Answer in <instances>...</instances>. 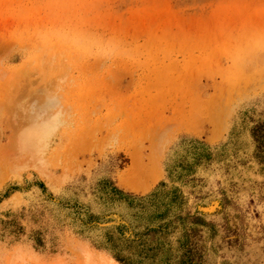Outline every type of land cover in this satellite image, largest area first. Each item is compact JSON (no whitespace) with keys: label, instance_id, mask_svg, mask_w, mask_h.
<instances>
[{"label":"rangeland","instance_id":"1","mask_svg":"<svg viewBox=\"0 0 264 264\" xmlns=\"http://www.w3.org/2000/svg\"><path fill=\"white\" fill-rule=\"evenodd\" d=\"M262 121L264 0H0V264H264Z\"/></svg>","mask_w":264,"mask_h":264},{"label":"trees","instance_id":"2","mask_svg":"<svg viewBox=\"0 0 264 264\" xmlns=\"http://www.w3.org/2000/svg\"><path fill=\"white\" fill-rule=\"evenodd\" d=\"M252 136L255 139L256 144H257L256 145V147H257L256 155L260 160L263 161L264 160V121L257 123L253 127ZM164 185H165L164 181L160 182V186H164ZM42 187L47 190V188L44 186L43 183H42ZM112 193L117 194L121 198H123V195L127 194L122 189L117 187L115 184H113ZM160 193H161L160 191L158 192L157 190H155L154 192H152L151 194H148L147 196L148 197L158 196ZM4 196L7 197L8 194L6 193ZM1 202H2V198H0V203ZM164 214H165V212L162 211L159 213H154L151 217H152V219H156L160 216L163 217ZM94 221H98V215L94 214V213H90L88 218H87V222H94ZM5 223L8 225H12L14 228H16V229H14V231H16V230L21 231L23 229V226L21 225V223L18 222V219L15 215H12V217L9 220L5 221ZM162 228H166L163 225V223L159 224L158 228L148 227L145 235H152V233L156 234V232L162 230ZM187 235H189V234H187ZM35 240L39 246L43 245L44 241H43L41 232H36ZM152 240L154 241L156 239L153 237ZM108 242L111 244L112 249H116L119 246V244L116 241H114L112 235L109 236ZM143 244L140 243L139 246H142ZM187 244L188 243L183 244V246L184 245L186 246V249L184 250V253L182 254V259H181L180 263H184L186 259L192 260V257L194 256V254L198 253V249L196 246H193L194 245L193 243L192 244L190 243L189 245H187ZM150 250L152 251V248L144 249L142 247V249L138 250L137 252L139 253L138 255L142 256V253L148 254V251H150ZM118 256H116V258L124 264H142L141 260H139V259H134V258L125 259L123 257H120V256L118 257ZM162 258H164V257H162ZM165 261H166V259H165Z\"/></svg>","mask_w":264,"mask_h":264},{"label":"bare ground","instance_id":"3","mask_svg":"<svg viewBox=\"0 0 264 264\" xmlns=\"http://www.w3.org/2000/svg\"><path fill=\"white\" fill-rule=\"evenodd\" d=\"M41 131V130H40Z\"/></svg>","mask_w":264,"mask_h":264}]
</instances>
